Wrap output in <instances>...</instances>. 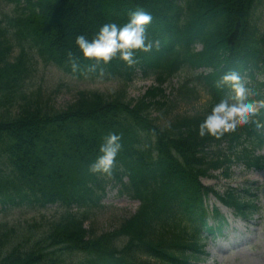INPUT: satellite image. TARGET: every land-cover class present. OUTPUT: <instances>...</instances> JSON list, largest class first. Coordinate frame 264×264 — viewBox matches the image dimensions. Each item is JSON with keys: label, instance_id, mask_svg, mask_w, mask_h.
<instances>
[{"label": "trees", "instance_id": "16d2710c", "mask_svg": "<svg viewBox=\"0 0 264 264\" xmlns=\"http://www.w3.org/2000/svg\"><path fill=\"white\" fill-rule=\"evenodd\" d=\"M4 1L13 5L14 16L18 14L9 20L8 31L22 37L31 29L44 61L63 65L73 73L92 70L88 63L94 61L83 58L75 44L78 34L91 37L100 26L91 24L99 17L88 12L89 0H71L77 4L75 11L69 0ZM96 1L94 6L107 12V21L122 23L140 7L151 11L154 23L147 31L160 44L149 52L137 51L136 65L143 75H155L161 86L187 57H191L189 62L199 60L215 69L206 78L211 80L213 101L204 110L174 114V101L159 103L150 98L163 93L161 89L152 88L144 97L128 100L120 88L108 95L82 92L64 109L56 110L24 94L22 71L18 61L13 64L8 59V31L0 24V160L6 165L0 167V205L59 202L66 208L34 239L24 236L8 251V241L0 240V264H44L42 248L48 246L85 254L76 264H188L199 252L200 227L194 215H205L203 198L215 193L203 187L199 178L210 176V170L229 161L220 150L213 152L208 147L223 140L232 144L243 133H253L251 123L223 136H200L198 129L212 104L225 93L226 85H216L223 72L237 66L246 71L264 61L254 18L261 8L258 0H186V9L180 0ZM197 42L202 43L203 51L194 54L191 45ZM74 59L80 65L75 71ZM102 66H112L109 73L126 78L133 70L118 57ZM189 81L177 92L185 90L196 97V88L189 87ZM152 106H167L168 119L160 124L151 117ZM109 132L121 134L122 142L111 174L127 175L129 190L141 201L139 211L121 225L127 236L122 246L107 235L90 236L81 220L69 212L72 206L91 201L93 190L102 187V173L92 172L90 165ZM237 158L259 166L258 157H252L246 148ZM215 194L244 211L245 205L236 203L233 193Z\"/></svg>", "mask_w": 264, "mask_h": 264}, {"label": "rangeland", "instance_id": "374dc122", "mask_svg": "<svg viewBox=\"0 0 264 264\" xmlns=\"http://www.w3.org/2000/svg\"><path fill=\"white\" fill-rule=\"evenodd\" d=\"M72 7V11L76 10L77 4L69 0ZM96 0L88 1V12L90 14H98V21L91 22L95 27L98 24L107 22V12L103 11L100 7H95ZM9 10V8H7ZM89 15V14H88ZM83 22H81V25ZM199 49L200 46H197ZM185 74L181 73L175 76L170 82L162 85L165 89L164 94L171 100L178 101V105L174 108L175 112L182 111L183 113H191L201 108L205 96L200 93L199 99L189 102L181 101V98L191 99L192 95L183 92L178 95L175 92L177 86L184 80ZM122 79V78H119ZM123 80V79H122ZM118 80H100V79H71L65 76L61 71L52 65L38 64L28 79L27 84L31 89H40L42 91L51 92L55 107H63L69 104L79 90H99L104 93H110L117 88ZM154 86L152 80L143 79L140 74L137 73L134 79L127 84L126 94L128 98H136L141 96L147 88ZM164 112V108L162 109ZM152 116H157L158 111H153ZM161 117V115H160ZM168 116L165 114L166 121ZM163 121V122H164ZM259 154L264 155V146L259 150ZM244 180L250 182L260 181L264 183V173L260 171H246L241 164H236L232 167V175L229 180L219 179L208 180L203 179L204 184L215 186L218 190L222 191L226 185H232L240 187ZM104 207L98 211H93V220L90 229L96 234L102 232H109L118 228L123 219L127 218L137 208V203L124 199L118 200L114 205H110L111 199H107ZM209 205H216L218 203L214 201V198L209 197ZM263 206V204H262ZM261 206V207H262ZM44 212V211H40ZM40 212L35 213L32 210H20V212H9L6 214H0V222H9L11 224L15 222H32L35 218L36 221H40V217H34ZM53 210H49L52 213ZM259 216H262L261 213ZM239 221L231 219V223L225 227V233L223 236H219L216 241L206 240V259L212 264H264V214L261 219L253 220L246 223V227L242 229V224ZM215 253V255L213 254ZM73 261H77L80 258L79 254H73ZM200 261H203L201 258Z\"/></svg>", "mask_w": 264, "mask_h": 264}, {"label": "clouds", "instance_id": "9594fccd", "mask_svg": "<svg viewBox=\"0 0 264 264\" xmlns=\"http://www.w3.org/2000/svg\"><path fill=\"white\" fill-rule=\"evenodd\" d=\"M152 21L151 11L142 7L136 8L122 23L113 20L101 24L91 37L84 33L78 34L75 44L83 58L94 61L90 65L92 70L98 65L108 64L117 57L128 65H134L137 63V51L149 52L154 46L159 47L160 41L153 39L147 31ZM79 67L78 61L74 59L73 70ZM228 83H232L235 90L231 94L226 93L212 104L210 111L199 124L200 136L208 134L223 136L230 130L250 123L264 127V121L259 119L264 100L249 98L250 85L245 71L239 66L230 68L216 81L217 87L220 88ZM121 147V134L109 132L100 144V154L90 165V170L111 175Z\"/></svg>", "mask_w": 264, "mask_h": 264}]
</instances>
